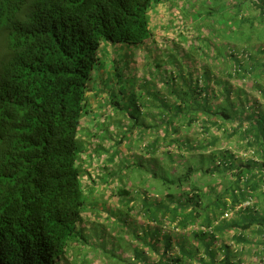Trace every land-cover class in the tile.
Wrapping results in <instances>:
<instances>
[{
	"label": "trees",
	"instance_id": "trees-1",
	"mask_svg": "<svg viewBox=\"0 0 264 264\" xmlns=\"http://www.w3.org/2000/svg\"><path fill=\"white\" fill-rule=\"evenodd\" d=\"M163 12L182 22L165 39ZM159 38L165 47L147 55V69L126 50L116 91L94 86L99 67L119 63L108 45L149 48ZM202 52L201 73L185 74L184 60ZM262 55L264 0H0V264H60L69 249L74 264L90 262V250L102 264H218L219 252L233 264V246L253 241L262 219L250 208L221 218L246 198L235 190L253 163L218 144L234 136L244 149L253 136L264 150V112L234 110L240 89L230 83L252 78L264 94ZM212 86L228 109L211 103ZM195 124L221 135L194 143ZM88 211L92 245L80 227Z\"/></svg>",
	"mask_w": 264,
	"mask_h": 264
},
{
	"label": "rangeland",
	"instance_id": "rangeland-1",
	"mask_svg": "<svg viewBox=\"0 0 264 264\" xmlns=\"http://www.w3.org/2000/svg\"><path fill=\"white\" fill-rule=\"evenodd\" d=\"M161 8V7H160ZM162 10H165V8L164 7H162ZM166 14V12H163V13H161V15L163 16V20L161 21L160 20V18H161V16L160 17H158V15H156V18H158L161 22H162V26H164V25H168L169 24V26L166 28V30H164L163 29V33L162 34H160V37L162 36V37H164V39H165V37H166V35H169V36H171V35H173V34H176V31H177V29L178 28H180V25H182V22L179 20V19H177L176 17H174V15H180V8L179 7H175L174 8V15H173V17L175 18L173 21H169L168 20V15H165ZM257 14V13H256ZM165 19V20H164ZM172 19V18H171ZM169 21V22H168ZM159 29V28H158ZM163 39V40H164ZM160 38L158 39V41H153V43L150 45L151 47H149V48H147V46H145V47H139L138 49H136L135 47L133 48L132 47V49L131 50H128V52L129 53H132V56H134V62H138V61H141V64H136V66H138V65H140V67H144L145 69H147V55H150V57H153L154 56V58L157 56V57H159L160 58V51H161V49H163L164 47H162L164 44H163V41H161L160 42ZM196 44H198V43H196ZM183 47H189L190 48V44L189 43H186V42H184L183 44ZM121 46L120 45H117V46H110V45H108V53L110 54V56L108 55V57H113V55H115V57L119 60V63H113V64H109V62L107 61L106 62V65L108 66L107 67V69H106V73H104L103 74V76H102V78L100 79V80H102V82H99V83H97V79L99 80V76H101L102 75V70H100L97 74H95V77H96V79L94 80V86L96 85V86H102V88L104 87L105 89L106 88H113L114 89V91H116V87L114 88V87H112V85H111V83H112V74L114 73V70H115V68L116 67H118V69L119 68H125L126 67V61H128V59H129V55L128 56H126L127 55V53H125L126 51L125 50H123L124 48H120ZM263 48V47H262ZM261 47H260V49H262ZM120 51L122 52V53H120ZM147 51H148V54H147ZM260 51V50H259ZM239 57H241V52L240 51H238V50H236V52H235ZM123 54H126V55H123ZM196 56L197 57H194V59L193 60H189V59H185L184 60V62L185 63H188V62H191V61H193L192 63H189V65H194L195 63H196V61H205V57H204V52H202V53H197L196 54ZM255 56V54H252V57H254ZM262 57H264L263 55H262ZM111 60V59H110ZM200 62V63H201ZM233 65H234V63H232L231 64V67H233ZM182 67H183V70H185L186 69V66H185V64H183L182 65ZM141 72H143V70H141ZM143 75H146L147 73H145V72H143L142 73ZM106 77H108V78H106ZM128 80V79H127ZM243 81L245 82V83H243ZM243 81H240V80H237V79H235V80H231V85H232V88L233 89H235V90H238V88L239 89H241L240 87H242L243 86V88L245 89L244 91H246V93L245 94H247V96L249 97V98H252L253 100H254V98H253V96H255L256 94H258L257 93V91H255V90H252L251 88H250V86H251V81H250V79L249 78H247V79H244ZM264 81V80H263ZM261 83V82H260ZM238 93V94H237ZM236 95L238 96L239 95V97L238 98H236ZM240 95L241 94H239V92L238 91H236V93H233V98L235 99L236 98V100H234L233 99V105H234V110H236V111H238L239 110V106H238V104L239 105H241L242 103H241V100H243V98L242 97H240ZM120 97H122L121 95H120ZM91 101L94 103L95 102V100L92 98L91 99ZM245 104V103H244ZM223 105H225V104H223ZM223 108H225V106L223 107ZM229 108V106L226 108V109H228ZM96 109V108H95ZM100 109H104V108H100ZM95 118V115H94V113H92V114H89L88 116H87V119L85 120V124H87L91 119H94ZM226 127V126H225ZM191 133V132H190ZM215 133H216V135H221V131H219V132H216L215 131ZM85 135V134H84ZM86 137V136H85ZM223 137V136H222ZM222 140V139H221ZM89 146H91V145H89ZM218 146H219V148H231V149H233V150H238V151H240V150H242V148L240 147V143H239V140H238V138H232V139H230V140H227V139H225V140H222V141H220L219 142V144H218ZM126 151H127V149H126ZM126 155H128L127 153H125ZM103 157H105V154H104V156ZM128 157V156H127ZM101 161H102V159H100L99 161H94V164H93V166L92 167H90V170L93 172V173H99V174H101L100 172V167L98 166V164H101ZM208 163H210V162H207V164ZM90 181L87 179V176H85V183L87 184V183H89ZM91 183V182H90ZM89 183V184H90ZM98 185H102L101 183H99ZM102 187H103V185H102ZM99 189H102V188H99ZM107 204H108V202H107ZM110 204V203H109ZM112 205L114 206V205H116V203H112ZM94 215V214H93ZM93 215H89L88 213H87V218H85V220H89V221H91L92 220V218L93 217H95V216H93ZM102 219H104V217H106V212L104 213V212H102ZM90 217V218H89ZM95 218H97V217H95ZM95 218H93V219H95ZM88 221V222H89ZM105 226V225H104ZM90 227H93L92 225H89V226H87L86 225V228H85V234H87V233H89V235L88 236H90L89 237V242H90V245H92L91 243H95L96 242V236H95V234H97V230L95 229V228H93L94 230L92 231V229H90V232H89V228ZM254 230V229H253ZM253 230H250V231H253ZM231 232H233V231H230V233H228V234H226V240H229V238H230V236L232 235V233ZM256 232H253L252 233V236H251V238L253 239V240H255L256 239ZM251 243H252V241H251ZM67 255H68V257H64V259H63V262L62 263H60V264H74L73 262L75 261V259H76V257H75V255L73 254V249H69L68 250V252H67ZM218 264H222V259L220 258L222 255H223V253L222 252H219L218 253ZM88 259H90V262H87V264H102L101 263V261L102 260H100V259H98L97 258V256H95V254L90 250L89 252H88ZM74 259V260H73ZM104 261H107L106 259H104Z\"/></svg>",
	"mask_w": 264,
	"mask_h": 264
},
{
	"label": "built area",
	"instance_id": "built-area-1",
	"mask_svg": "<svg viewBox=\"0 0 264 264\" xmlns=\"http://www.w3.org/2000/svg\"><path fill=\"white\" fill-rule=\"evenodd\" d=\"M237 71V66L233 65L231 73L234 74ZM254 97L255 102L245 101V116L251 115L253 112L260 114L264 112V94L257 90ZM248 125V124H246ZM254 137L250 136L246 141V148H242L240 151L233 150L235 153V159L245 167L249 161L253 163L252 169L249 172L243 173L240 176V186L235 192H244L246 198L241 202L235 210L228 207L221 215L224 220H229L235 217V211L240 208H250L252 213H256L262 222L253 227L256 231V239L247 244H235L233 250L237 254L231 261L233 264H264V150L262 148L257 149L251 146L249 143L253 141ZM264 142V135L262 137ZM219 164V161H218ZM234 167V166H233ZM236 168L229 174L230 180H235ZM250 178H255L257 181L256 186L253 183L246 185ZM246 185V186H245ZM223 258V255L220 257Z\"/></svg>",
	"mask_w": 264,
	"mask_h": 264
},
{
	"label": "crops",
	"instance_id": "crops-1",
	"mask_svg": "<svg viewBox=\"0 0 264 264\" xmlns=\"http://www.w3.org/2000/svg\"><path fill=\"white\" fill-rule=\"evenodd\" d=\"M162 47H165L164 45L162 46ZM186 48V47H185ZM132 49V47L130 46V47H127V48H124L123 50H131ZM120 53H122L121 51H120ZM193 61H191V62H188V63H185V62H183V64H185V66H186V69L185 70H183L184 71V73L186 74V72H187V66H189L191 69H194V76L195 77H197V75L199 74V73H201V67H202V65H204L205 64V61H196V63L194 64V65H189V63H192ZM201 62V63H200ZM133 64L136 66V64H141V61H138L137 63L136 62H133ZM178 64H181V62H179ZM232 64V63H231ZM230 64V65H231ZM253 65V64H252ZM255 65V64H254ZM255 66H258V65H255ZM107 65H106V67H104V66H102V67H99V71L100 70H102V75L101 76H99V80L97 79V83H99V82H102V80H100L101 78H102V76H103V74L104 73H106L107 71H106V69H107ZM180 67V66H179ZM169 68L170 69H172L173 70V72L174 73H176V69H175V67H173V66H169ZM167 70V72L168 73H170L171 72V70ZM97 73V72H96ZM95 73V74H96ZM214 72L212 71V74H213ZM106 78H108V77H106ZM94 79H96V77H94ZM235 79H237V80H240V81H243L242 79H238V78H231V80H235ZM250 79V78H249ZM112 84H113V86H114V83H115V78H112ZM231 80H230V83H231ZM264 76L262 77V79L261 80H259V82H258V84H259V86L260 85H262L263 87H264ZM250 81H251V86H250V88L252 89V90H255V91H257V88L256 87H253V80H252V78L250 79ZM261 82V83H260ZM243 83H245L244 81H243ZM232 86V85H231ZM257 87H258V85H257ZM217 88V87H216ZM241 89H240V97H242L243 98V100H241V103L243 104V107H244V103H245V101H250L251 103H254L255 102V100H253L252 98H249L248 96H247V94H245L246 93V91H244L245 89L243 88V86L242 87H240ZM213 91H215V89H214V87L212 86L211 87V94H210V97H209V100L211 101V103H214V101L217 103V102H221V104H224L223 102H222V99H223V97L222 96H219L218 98H217V94H215V93H213ZM255 96H253V98H254ZM94 100H95V102L97 101V99H95V98H93ZM95 102H94V104H95ZM225 106V108L224 109H226L227 107H228V105H222V107H224ZM105 109V108H104ZM104 109H98L100 112L101 111H105ZM243 110H244V108H242ZM262 113V112H261ZM100 115V114H99ZM235 115V114H234ZM233 115V117H232V119H230V122L228 121V122H225V123H223V125L224 126H226V125H229L232 121H234V119L236 118L235 116ZM208 117H206V116H204V119H207ZM87 119V116L85 117V120ZM216 119V118H215ZM209 120V119H208ZM217 120V119H216ZM218 121H220V119H218ZM86 122L84 121V124H85ZM90 123H92V119L87 123V124H90ZM87 124H85L84 125V127L86 126L87 128H89V126H87ZM209 122H208V126H209ZM197 126V127H196ZM210 133L208 134V133H203L202 132V130H201V128H200V126L199 125H193L192 126V129L190 130V132L192 133V142H194V143H196V142H201V141H208L209 140V138H210V136L211 135H213V136H216V133H215V131L216 132H219V130H218V128L217 127H215V126H210ZM183 130H184V128H183ZM184 132H185V130H184ZM84 133H85V131H84ZM217 136H219V135H217ZM232 138H236V137H234V136H232L231 138H227V137H221V139L222 140H225V139H227V140H230V139H232ZM221 139H219V141H222ZM104 147H106V146H110L111 144L108 142V141H104L103 142V144H102ZM128 147H131V143L130 142H127V143H123V145L121 146V150L122 151H124V153H128ZM126 149H127V151H126ZM130 154V153H129ZM136 176V175H135ZM107 191V190H106ZM105 191V193H108V191L106 192ZM100 205V204H99ZM96 210H97V208H96ZM95 210V211H96ZM90 216L92 215L91 213H90V211H88L87 212ZM87 213H84L85 214V216L87 215ZM84 216V217H85ZM85 218H87V216L85 217ZM90 218V217H89ZM93 218H95V217H93ZM93 218H92V220L91 221H93ZM89 221V220H88ZM87 220H85V221H83L82 223H81V225H80V227L82 226L83 227V229L84 228H86V225L87 226H89V225H92L91 223H89V222H91V221H89L88 222ZM81 227V228H82ZM85 230V229H84ZM63 262V260H61V262L60 263H62Z\"/></svg>",
	"mask_w": 264,
	"mask_h": 264
}]
</instances>
